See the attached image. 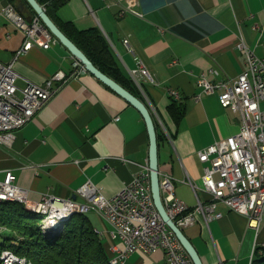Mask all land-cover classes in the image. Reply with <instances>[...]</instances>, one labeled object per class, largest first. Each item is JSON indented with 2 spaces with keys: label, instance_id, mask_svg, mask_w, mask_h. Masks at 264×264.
Here are the masks:
<instances>
[{
  "label": "crops",
  "instance_id": "obj_1",
  "mask_svg": "<svg viewBox=\"0 0 264 264\" xmlns=\"http://www.w3.org/2000/svg\"><path fill=\"white\" fill-rule=\"evenodd\" d=\"M38 1L45 8L52 3ZM10 2H24L26 17L36 14L27 0H0V6ZM124 3L67 0L57 10L51 9V17L59 26L65 22L79 29L98 26L128 77L129 68L144 62L154 81L144 83L145 93L136 88L155 120L160 171L174 176L177 196L194 206L198 197L209 198L200 188L205 163L199 151L242 126L241 113L224 107L219 91L203 92L199 78L211 68L216 70L209 73L213 81L239 75L246 64V55L238 47L242 36L264 57V0H139L142 16L120 14ZM24 40L23 32L1 15L0 61H11ZM75 62L61 42L49 48L36 45L15 63L18 84L23 86L27 79L44 83L59 69L70 74ZM168 87L177 88L181 97H172ZM150 146L141 112L94 74L83 71L16 131L11 146L0 143V176L14 171L17 183L29 189L32 199L45 192L73 196L88 178L111 197L149 163ZM190 180L200 185L197 191ZM218 208L224 212L221 217L207 224L198 216L184 228L204 264H264V218L257 230L248 225L244 214L223 203ZM101 218V225L93 221L99 233L103 226L109 227ZM107 237L104 240L109 242ZM125 264L170 263L158 248L150 253L136 251Z\"/></svg>",
  "mask_w": 264,
  "mask_h": 264
},
{
  "label": "built area",
  "instance_id": "obj_2",
  "mask_svg": "<svg viewBox=\"0 0 264 264\" xmlns=\"http://www.w3.org/2000/svg\"><path fill=\"white\" fill-rule=\"evenodd\" d=\"M124 1L120 14L131 12L143 15L138 8L139 0ZM1 15L10 19L25 36L13 59L0 61V143L11 146L16 131L31 121L73 76L86 70L76 59V68L70 74L59 69L44 83L27 79L23 86H19L20 74L15 68L17 59L36 45L49 48L61 41L38 14L27 19L14 2L0 6ZM124 42L130 45L128 38ZM238 47L246 55L245 68L239 75L213 81L209 73L216 70L211 68L209 73H203L199 78L203 92L219 91L220 103L239 111L242 116L238 132L218 139L199 151L200 160L205 163L203 186L192 180L189 182L195 191L199 187L204 189L209 198L202 200L198 197L197 204L190 206L177 196L174 176L168 172L160 173L163 203L169 215L182 228L194 224L198 216H202L207 224L221 217L224 212L218 208L220 203L244 214L249 226L257 230L261 228L264 218V61L243 36ZM128 70L134 85L145 93L144 83L154 79L144 62L139 60L136 67ZM167 91L176 99L181 97L177 88L168 87ZM195 97L199 99L201 93ZM16 180L17 175L12 170L6 171L3 178L0 176V198L23 197L34 207L53 216L74 209L98 211L109 225L104 233L108 235L112 254L120 264H125L136 251L150 253L158 248L164 250L170 264H193L191 256L155 204L149 163L135 171L133 179L124 183L111 197L88 178L75 189L77 198L45 192L40 199H32L29 189ZM8 253L16 256L15 264H24V257Z\"/></svg>",
  "mask_w": 264,
  "mask_h": 264
},
{
  "label": "trees",
  "instance_id": "obj_3",
  "mask_svg": "<svg viewBox=\"0 0 264 264\" xmlns=\"http://www.w3.org/2000/svg\"><path fill=\"white\" fill-rule=\"evenodd\" d=\"M66 1L52 0L45 9L51 16V9L57 10ZM60 28L97 67L139 96L131 78L123 73L112 44L98 26L79 29L72 22H65ZM28 212H33L35 216ZM37 214L43 220V214L27 208L20 201H0V225L23 230L16 242L6 238L0 243V249H11L15 254L32 260L34 264H113L110 241L104 240L86 213L71 215L65 227L61 229V226L52 235L47 234L49 229L38 228L36 218L40 216ZM0 264L3 262L0 261Z\"/></svg>",
  "mask_w": 264,
  "mask_h": 264
},
{
  "label": "water",
  "instance_id": "obj_4",
  "mask_svg": "<svg viewBox=\"0 0 264 264\" xmlns=\"http://www.w3.org/2000/svg\"><path fill=\"white\" fill-rule=\"evenodd\" d=\"M30 5L34 8L38 16L43 20L45 25L60 39L61 43H63L68 49L74 54L76 59L82 62L85 66V70L94 74L97 78H99L106 85L114 89L120 95H122L126 100L132 103L143 115L147 128L150 135V161L149 166L151 169V183H152V192L155 200V204L162 216V218L167 222L168 226L174 231L176 236L182 242L186 251L191 256L194 264H204L203 259L192 242V240L188 237L184 228L180 227L176 221L169 215L166 210V207L163 203L161 197V189H160V166H159V157H158V137L155 120L153 115L148 107V105L135 93L126 88L123 84L118 82L113 77L109 76L105 72H103L99 67L95 65V63L87 56V54L60 28V26L52 19V17L48 14L45 7L38 0H27ZM18 9L22 12L24 10V2L23 4H17ZM27 19H31V17H27ZM73 198H77V194L72 196ZM56 232L48 231V235H52Z\"/></svg>",
  "mask_w": 264,
  "mask_h": 264
},
{
  "label": "bare ground",
  "instance_id": "obj_5",
  "mask_svg": "<svg viewBox=\"0 0 264 264\" xmlns=\"http://www.w3.org/2000/svg\"><path fill=\"white\" fill-rule=\"evenodd\" d=\"M261 60L264 61V57H261ZM3 200H17V201H21L23 202L25 205H27L29 207V209L41 213L43 214V222H42V228L44 230H48V229H52L53 231L59 230L60 227L64 224L65 220L68 219L71 215H73V213H87L90 210H85V209H74L71 211H67L64 214L61 215H57V216H53L51 214H49V212L45 211V210H39L38 208L34 207V205L28 203L23 197H19V196H9V197H1L0 201ZM9 252H12L13 254H15L13 251L11 250H5L2 252V254L0 255L1 259L4 260L5 264H15L16 263V256H10ZM112 253V250H111ZM111 261L113 264H120L115 257L111 256ZM28 259L26 260V258H24V264H27ZM30 264V263H29Z\"/></svg>",
  "mask_w": 264,
  "mask_h": 264
},
{
  "label": "rangeland",
  "instance_id": "obj_6",
  "mask_svg": "<svg viewBox=\"0 0 264 264\" xmlns=\"http://www.w3.org/2000/svg\"><path fill=\"white\" fill-rule=\"evenodd\" d=\"M261 55L262 56H264V48H263V51L261 52ZM15 201H17V200H15ZM21 202V201H20ZM23 203V202H22ZM27 208H29L27 205H25ZM28 214L29 215H34L35 216V214H33V212L32 213H29L28 212ZM75 213H73V215H74ZM91 219H92V221H94L95 223H97L98 225H101V222L103 223V221H102V218H101V216H100V214H99V212L98 211H96V210H94V209H91L90 211H88L87 213H86ZM37 215H39V214H37ZM72 215V216H73ZM40 216V215H39ZM71 216V217H72ZM71 217H69L67 220H65V222H64V224L62 225V227H61V229H63L64 227H65V225H66V223L71 219ZM36 222H37V224H38V228L40 229V227L42 226V222H43V220H42V218H41V216L40 217H38V218H36ZM64 226V227H63ZM103 229L102 230H100V235L103 237V238H105V237H107L106 235H104L103 233H101V232H104V231H106L107 229H109V227H106L105 228V226H103L102 227ZM105 228V229H104ZM42 230V229H41ZM52 229H49L48 231H51ZM42 232H43V230H42ZM22 233H23V230H22V228H17V227H8V226H3V225H0V243H2L6 238H8V240H11V241H13V242H16L17 241V239L22 235ZM45 233V232H44ZM104 235V236H103ZM108 238V237H107ZM5 250H11V249H8V248H3L2 250L0 249V255L2 254V252L3 251H5ZM110 250H111V247H110ZM13 251V250H12ZM22 257V256H21ZM26 258V260L28 259L27 257H25ZM0 261H2L3 262V264H5L4 262V260H2L1 259V257H0ZM28 263L27 264H34L33 263V261L32 260H30V259H28V261H27ZM193 264H194V262H193Z\"/></svg>",
  "mask_w": 264,
  "mask_h": 264
}]
</instances>
